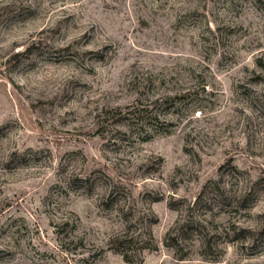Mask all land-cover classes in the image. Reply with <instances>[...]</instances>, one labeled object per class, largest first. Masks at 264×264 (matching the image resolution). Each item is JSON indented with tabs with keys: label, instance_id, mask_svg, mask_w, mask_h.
Listing matches in <instances>:
<instances>
[{
	"label": "rangeland",
	"instance_id": "374dc122",
	"mask_svg": "<svg viewBox=\"0 0 264 264\" xmlns=\"http://www.w3.org/2000/svg\"><path fill=\"white\" fill-rule=\"evenodd\" d=\"M224 165L264 191V0H0V264H130L104 183L132 264H264V192L237 241L166 246Z\"/></svg>",
	"mask_w": 264,
	"mask_h": 264
},
{
	"label": "trees",
	"instance_id": "16d2710c",
	"mask_svg": "<svg viewBox=\"0 0 264 264\" xmlns=\"http://www.w3.org/2000/svg\"><path fill=\"white\" fill-rule=\"evenodd\" d=\"M130 118L127 119L134 129L138 131H149V123H139L136 115L129 113ZM147 127V128H146ZM80 183L87 185V179L68 177L66 187L71 183ZM103 199L110 205L106 208H119V215L122 218V231L113 235L109 240L110 250L121 255L126 263L132 264L130 253L126 251L128 244L131 243L132 235L130 234L133 221L131 209L121 205L117 207L119 200L114 196L116 185L103 184ZM261 181H252L247 172L238 169L235 165H224L220 167V174L217 179L207 181L201 188L200 192L192 202H180V205L174 210L178 211L180 218L176 220V226L170 228L165 234L166 246L172 248L178 261L184 260L186 254L181 253V236L184 231L189 234H196L204 248L211 249L214 236L219 233L218 226L222 225L217 222V217L227 216L228 226L221 230L224 236H229L228 242L237 241L235 233L239 227V221L236 218L238 214L251 216L253 209L258 207L261 200ZM88 195H91L88 193ZM173 205V204H172ZM170 205L172 208L173 206ZM170 207V208H171ZM184 215V219L181 216ZM68 224V222H66ZM264 230V221L262 225ZM230 232V233H229ZM232 234V235H230ZM148 237L151 238L150 233ZM183 238V237H182Z\"/></svg>",
	"mask_w": 264,
	"mask_h": 264
}]
</instances>
